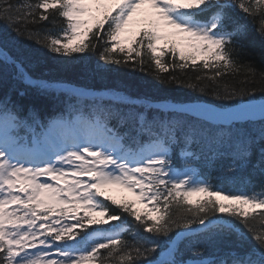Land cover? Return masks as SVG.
<instances>
[{"label": "snow or ice", "instance_id": "obj_1", "mask_svg": "<svg viewBox=\"0 0 264 264\" xmlns=\"http://www.w3.org/2000/svg\"><path fill=\"white\" fill-rule=\"evenodd\" d=\"M144 6L153 10L143 14L147 27L122 39ZM0 21L49 53L75 60L98 52L104 66L147 68L183 84L179 72L189 88L214 85L212 95L237 105L193 115L118 95L44 124L35 111L22 115L10 98L0 99V264H189L176 258L177 241H186L190 264H264V104H254L264 96V68L244 60L249 53L239 43L252 24L264 61V0H0ZM17 46L0 37V72L11 68L41 95H85L34 77L28 53ZM176 150L182 169L174 165ZM201 156L230 160L217 169L230 182L251 165L258 184L249 191L217 187L193 166ZM109 187L133 193L147 211L106 196ZM236 225L254 246L245 249ZM232 233L235 247L205 256ZM162 238L172 246L154 260Z\"/></svg>", "mask_w": 264, "mask_h": 264}, {"label": "trees", "instance_id": "obj_2", "mask_svg": "<svg viewBox=\"0 0 264 264\" xmlns=\"http://www.w3.org/2000/svg\"><path fill=\"white\" fill-rule=\"evenodd\" d=\"M12 2L18 3L19 0H12ZM237 19L240 20L241 23H247L240 19L239 14H237ZM139 29L140 28L135 29V31L133 30L131 34L136 35ZM0 37H6L9 41L17 43V50H20L19 45L22 43L23 50L28 53L29 71L34 77L57 81L59 86L73 87L87 92L110 93L113 94L114 97L118 95H130L133 98L139 97L138 103L151 104L170 102L185 104L203 102L218 108H227L236 105L235 101L217 99L212 95L213 88L215 87L214 85H210L204 92H201L199 87L195 89L189 88L187 86L189 77L179 72L174 74L185 81L183 84L169 83L165 80L157 79L155 74L147 68L141 71L138 66H104L103 62L98 59V52L83 54L82 58L75 60L49 53L34 41H28L26 38L17 37L14 31L5 29L2 21H0ZM136 38L138 39V36ZM239 43L243 45V48L249 53V55L244 56L243 59L254 61L257 68H264V61L260 58L262 48L261 39L254 30L252 24H248L247 34L239 37ZM165 44L160 43L158 47L165 46ZM124 46L127 49L128 44ZM132 46L135 47V45ZM165 59H167V57H165ZM195 75V73H189V76L192 78V83H196L194 78ZM224 82H227L229 85L236 83V81H233L230 77H226ZM21 91L24 92L23 96L19 95ZM145 97L147 99H145ZM3 98H10L18 105V107L22 109V115H27L29 110L35 111L39 115L40 121L44 124H47L51 119L61 117V115L67 116L68 113L74 112L76 109L86 113L92 108L95 99L81 97L79 101H77L68 99L64 96L41 95L34 89L28 88L14 79L11 68L4 69L0 72V99ZM104 99L108 100L106 98ZM259 99H264V96L257 94L255 100ZM114 123L115 122H113V124ZM120 131L124 133L125 129L121 128ZM192 150L196 151L199 155V149L195 148V146ZM257 155L258 153L254 150V154L251 158L253 162L257 159ZM230 163L231 161L227 159L216 160L214 163H209L205 156H201L198 161H194L193 166L201 174V178L210 177L211 182L217 187H225L233 191H249L254 185L258 184V175L251 165L247 166L234 182H230L220 176L217 171L220 165H227ZM174 165L177 168H182V161L178 150H176L174 155ZM256 190L259 191V187H257ZM244 210L247 211L249 209ZM136 211L139 212V210ZM141 213H143V211H141ZM236 227L240 232H243L244 236L247 238L244 241L245 249L254 246V241H252L251 235L247 230H245L242 225H236ZM143 235L148 236L149 234L143 233ZM172 237L175 239V233L172 234ZM169 243L170 241H168L167 238H162L160 254L167 249ZM177 243L179 244L180 253L176 258L188 261L190 264L193 257L185 248L186 241H177ZM236 243V234L232 233L224 237L220 247H217L216 244L209 245L205 252V256L207 257L213 254L221 255L223 252L229 251L231 248L235 247ZM159 255L152 257V259L157 260Z\"/></svg>", "mask_w": 264, "mask_h": 264}, {"label": "rangeland", "instance_id": "obj_3", "mask_svg": "<svg viewBox=\"0 0 264 264\" xmlns=\"http://www.w3.org/2000/svg\"><path fill=\"white\" fill-rule=\"evenodd\" d=\"M152 11L153 10L149 6H144V8L142 9L141 13L138 14L136 17H134V20L140 21L139 24L133 25V30L134 31L137 28L147 27V24L143 21V14H144V12H149L150 13ZM168 31H171V30H168ZM132 36L133 35L131 34V32H129V33L122 34L121 38L122 39H126V40H130V38ZM160 43L165 44L166 42L164 40H161V41L157 42V44H160ZM60 87L72 88V87H67V86H60ZM87 94H89V96H91V97H98V96L99 97H105V95H103V94H96V93H87ZM105 195L106 196H111L113 199H116L118 202H122V201H125V200L133 202L134 205H135V209L139 210V212L147 211V208L145 207V204L141 203L139 200H137V197L133 193L128 192L125 189H121V188H117V187H109V188L105 189ZM198 198L199 197H192L193 200L198 199ZM217 199H221V198L218 197ZM221 202H223V203H235V202H232V201H223V200H221ZM244 209H248V206L245 205ZM95 218L99 219L100 217L97 215ZM171 246L172 245L170 243L168 245V247H171ZM168 247L163 253L160 254L158 259L162 258V256L168 251Z\"/></svg>", "mask_w": 264, "mask_h": 264}, {"label": "water", "instance_id": "obj_4", "mask_svg": "<svg viewBox=\"0 0 264 264\" xmlns=\"http://www.w3.org/2000/svg\"><path fill=\"white\" fill-rule=\"evenodd\" d=\"M109 97H111L109 95ZM164 104H167L166 107L171 108L173 110H180V109H187L189 110L193 115H200L203 111L205 110H213L216 112L219 111H235V109H218L216 107H213L211 105L208 104H201V103H196V104H188V105H173V104H169V103H161L160 107H165ZM255 105H260V104H264V100L261 101H254ZM256 111H258V108L256 109Z\"/></svg>", "mask_w": 264, "mask_h": 264}]
</instances>
